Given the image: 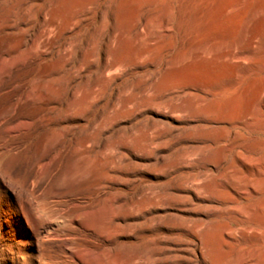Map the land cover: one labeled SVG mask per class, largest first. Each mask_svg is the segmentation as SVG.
I'll list each match as a JSON object with an SVG mask.
<instances>
[{"label": "rangeland", "instance_id": "1", "mask_svg": "<svg viewBox=\"0 0 264 264\" xmlns=\"http://www.w3.org/2000/svg\"><path fill=\"white\" fill-rule=\"evenodd\" d=\"M263 103L264 0H0V264H264Z\"/></svg>", "mask_w": 264, "mask_h": 264}, {"label": "bare ground", "instance_id": "2", "mask_svg": "<svg viewBox=\"0 0 264 264\" xmlns=\"http://www.w3.org/2000/svg\"><path fill=\"white\" fill-rule=\"evenodd\" d=\"M262 99H263V97H262ZM264 104V103H263ZM264 106V105H263ZM264 109V108H263ZM261 113H258V114H255V115H249L248 117H245V118H242L241 120H240V123L236 126V128H239V126H242V125H245V124H247L248 122H250V121H253V120H260L261 118ZM236 130V129H235ZM238 130V129H237ZM233 135H235V137H233L234 139L235 138H237V137H240V132H238V131H236L235 132V134H233ZM233 139V140H234ZM250 165V164H249ZM256 165V164H255ZM251 187H252V185H251ZM264 206V205H263Z\"/></svg>", "mask_w": 264, "mask_h": 264}]
</instances>
